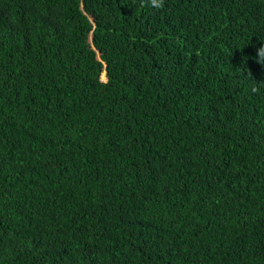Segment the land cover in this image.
Here are the masks:
<instances>
[{
    "label": "trees",
    "instance_id": "obj_1",
    "mask_svg": "<svg viewBox=\"0 0 264 264\" xmlns=\"http://www.w3.org/2000/svg\"><path fill=\"white\" fill-rule=\"evenodd\" d=\"M261 47L264 0H0V264H264Z\"/></svg>",
    "mask_w": 264,
    "mask_h": 264
},
{
    "label": "clouds",
    "instance_id": "obj_2",
    "mask_svg": "<svg viewBox=\"0 0 264 264\" xmlns=\"http://www.w3.org/2000/svg\"><path fill=\"white\" fill-rule=\"evenodd\" d=\"M153 3L155 4L156 7L163 6V0H153ZM261 53H264V47L257 49V55L258 57H260V59L257 62L264 64V56H261Z\"/></svg>",
    "mask_w": 264,
    "mask_h": 264
}]
</instances>
